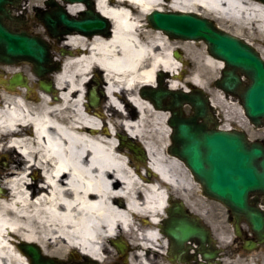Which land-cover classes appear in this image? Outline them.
<instances>
[{
    "label": "bare ground",
    "instance_id": "obj_1",
    "mask_svg": "<svg viewBox=\"0 0 264 264\" xmlns=\"http://www.w3.org/2000/svg\"><path fill=\"white\" fill-rule=\"evenodd\" d=\"M95 7L113 23V34L67 38L64 45L73 54L53 75L55 98L41 90L1 98L0 163L13 164L0 168V264H32L23 244L61 264L77 251L83 260L104 262L113 239L132 250L137 264L158 260L167 241L161 225L169 203L177 194L189 195L193 180L169 153V113L143 95L145 87L156 86L159 70L173 74L172 88H186L176 80L183 66L172 56L180 46L149 28L146 17L166 9L201 13L254 23L264 32V6L254 0H96ZM65 8L77 16L86 6ZM198 62L203 66L192 80L204 87L203 67L213 72L220 64L209 56ZM93 69L105 84L102 111L88 101ZM110 111L119 117L116 124L107 121ZM121 132L144 144L148 165L119 144Z\"/></svg>",
    "mask_w": 264,
    "mask_h": 264
},
{
    "label": "water",
    "instance_id": "obj_2",
    "mask_svg": "<svg viewBox=\"0 0 264 264\" xmlns=\"http://www.w3.org/2000/svg\"><path fill=\"white\" fill-rule=\"evenodd\" d=\"M20 1L0 0V59L6 63L28 62L43 76L48 71L44 66L51 60L48 45L28 32L12 29L9 24L11 6H17ZM63 1L86 3L89 10L78 20L59 6L58 11L45 21L50 29L62 24L70 29L69 33L111 35V23L95 11L92 0ZM48 4L57 7L55 0H49ZM149 22L171 38L205 41L211 55L226 64L218 87L228 95L239 97L250 121L256 127L264 126V60L251 45L194 13L154 11ZM241 75L249 80L248 84L243 83ZM42 88L48 90L44 84ZM143 94L151 98L158 108H162L167 99L170 101L172 117L169 124L176 131L174 145L170 149L172 154L186 162L206 196L222 202L237 221L245 217L264 242V213L251 206V196L264 195V143L250 142L244 132L195 131L193 127L200 126L197 119L206 118L208 106L201 93L194 97V94L183 91L149 87L143 90ZM92 104L97 105V100L93 99ZM185 104L195 109L197 117L184 116L182 107ZM199 135L201 138H196ZM169 213L171 218L163 233L178 254L189 239H199L203 244L209 239V232L201 226L199 218L188 213L183 201L176 203ZM20 247L31 256L34 264H57L44 259L35 245L23 244ZM116 247L120 253H125L124 246L116 244ZM204 257L213 256L205 254Z\"/></svg>",
    "mask_w": 264,
    "mask_h": 264
},
{
    "label": "flooded vegetation",
    "instance_id": "obj_3",
    "mask_svg": "<svg viewBox=\"0 0 264 264\" xmlns=\"http://www.w3.org/2000/svg\"><path fill=\"white\" fill-rule=\"evenodd\" d=\"M257 2V1H256ZM53 10L51 7L47 5V1H43L41 4H33L30 0H21L20 6L13 9L12 16L14 17V20L12 21L14 29H27L28 31L34 33V34H40L43 37H45L47 40L50 41L52 49H53V57L55 60H60L65 56L67 53H70L69 49L64 50L62 49L63 43L66 42L68 35H61L58 38H53L50 33L46 30L44 25L39 21L40 17H43L45 13L52 12ZM221 24L226 26L227 24L223 21H221ZM44 27V31H40V27ZM233 29L239 28L238 26L231 27ZM65 28L62 27L61 31H64ZM262 31L256 30V33L258 35L261 34ZM42 33V34H41ZM264 34V32H262ZM257 48L259 50L264 51V42L259 40L257 43ZM190 50V51H189ZM187 50L185 47L182 46V48L177 47L174 49V54H176L180 59L184 62L182 63L183 68L181 69V73L185 77H189L190 80L192 79V75L196 74L195 68L190 69L187 64V60H196V58H202L200 54L202 52H198L193 50V48H189ZM187 51V52H185ZM174 59L176 61L177 58ZM179 62V61H178ZM53 69H59L60 64L54 63L52 66ZM190 69V71H188ZM58 73V72H55ZM55 73H50L46 77V82L49 83L52 86L51 92H48L52 95L53 98H55V95L53 93L56 92V95H58V90L55 84V81L53 79V75ZM213 73L216 74L214 77V80L212 81V88H214L216 91L218 89L215 87V82L222 77V71L221 69L214 70ZM22 78L21 81L16 82L17 78ZM210 78V72L208 75V79ZM166 81L171 80L170 75L165 76ZM39 78L35 74V71L32 66L28 64H23L21 66L19 65H6L0 62V101L3 95H9V96H27L28 93H30V87H33L37 85L38 90L41 89L39 85ZM247 81V80H246ZM18 83H22L24 85H28L27 87L19 86ZM92 87L88 90L87 94L90 95V90ZM210 91L211 89L208 88ZM193 92H196L195 90ZM102 93V91L100 92ZM210 96V95H209ZM226 98H229L225 96ZM222 99V98H221ZM221 99L217 97V95H214V98L210 96L211 100V109L207 111L206 118L201 119L200 123H208L207 126L203 127V130H206L208 132H212L215 130H220L218 128H215L214 125H217L218 127L222 124L226 123L225 116L223 114V109L221 107ZM186 114L187 115H195V112L192 108H186ZM196 128V127H195ZM169 137V134H168ZM169 140V138H167ZM168 143V142H167ZM137 148V145H134ZM125 148V147H124ZM126 150L130 151L133 155L135 161L140 164L141 166L144 164L143 161H139L138 156L141 155V153H137L132 148H125ZM170 153V152H169ZM42 168L40 169L41 172ZM39 172V176L41 175L42 182H43V173ZM194 181V179H193ZM45 182V180H44ZM44 185V183H42ZM254 204L258 205L259 207L263 208L261 206V203L264 201L263 197L255 196ZM264 209V208H263ZM193 213L196 215H202L204 218L209 219L208 221H203V224L205 227H210V220L213 222H218L219 218L215 216H211V214L206 211L205 209H201L200 207L193 210ZM231 219H229L230 221ZM212 229V228H211ZM223 241L222 238L218 239L215 238L210 239L209 242L202 245L198 240H194L191 242H188L186 247V255H183L180 259L179 257L176 258L174 255L171 254V248L169 241H166V245L164 248V253L160 255V259H158V262L156 264H227L228 258L229 262H235L237 264H263L264 259L260 260V256L262 255L264 258V243H260L259 237L254 233V231L251 228V225L242 218L239 222V236L231 238L228 242V247H223L220 242ZM203 252L208 253L209 255L214 254L215 257L212 259H205L202 255ZM70 264H88L87 261H83L80 263H70ZM100 264V263H96ZM107 264H120V261L113 260L110 263Z\"/></svg>",
    "mask_w": 264,
    "mask_h": 264
},
{
    "label": "rangeland",
    "instance_id": "obj_4",
    "mask_svg": "<svg viewBox=\"0 0 264 264\" xmlns=\"http://www.w3.org/2000/svg\"><path fill=\"white\" fill-rule=\"evenodd\" d=\"M30 1L33 4H41L44 0H30ZM254 26H255V24L251 23L249 26L239 25V30L238 29H232L230 27H226L227 28L226 30L234 33L237 36H240L243 39H246L248 42L255 45L259 40L264 42V35H262V34L258 35L256 33V29L253 28ZM39 29H40V31H44L43 26L40 27ZM183 44H184L185 48H187V46H188L189 48H193V50L198 51L199 53L200 52L205 53V51L207 52V50H206L207 46L203 42H200V43H197V42L178 43V45H183ZM185 52H187V51H185ZM197 62H198V60L196 62H191L193 68H196L197 66H200V67L203 66V65H200L199 62L198 63ZM203 68L205 70V73L203 76L206 79L205 86L212 88V84H210V79L212 81L213 78L215 77V74H213V73H212V75L210 74V79H208V75H207L208 71L207 70L209 68L208 67L207 68L203 67ZM184 85H186V82ZM100 89H102V85H101ZM210 94L212 95L213 98H214V95L218 96V93H216V91H214L213 88H212V91L210 92ZM105 101L106 100L101 99L100 111L103 110L102 108L105 105ZM222 103H223L222 107H223L225 113L227 114L229 112L228 115L231 116L232 118H234V115H236V113H238V110L240 113V111L242 109L240 104L236 101H233V99H229L228 102L223 101ZM106 115H107V119H108L107 121L111 125L116 124L115 123L116 121H118V122L120 121L118 119L119 117L115 113V111L107 112ZM237 116L239 117V114ZM241 117H242V119H244V120H242L243 122H241L240 121L241 119L239 118L240 119L239 121L241 122V126L248 133L249 137L252 140L264 139V131L263 130L255 128L253 125H251L249 123L248 120H245V118L243 116H241ZM147 128H149V126H147ZM12 164L13 163L11 160L9 162L7 160H3L2 163H0V168L6 169V168L12 166ZM186 197H187V199H186L187 204L189 207H193V206L194 207H200L202 210L205 209L206 211H209V213L211 214L212 217L215 216V217L219 218V221L216 223L213 222L212 220H210V222H211L210 225H211V228L213 229V233H214L215 237L218 239V241L220 238L223 239V241L221 240L220 244L223 247H228L229 244L227 242H229V240H231V238L235 237V233H234L233 226L229 222V215H228L227 210L222 205H220L218 202H215L213 200H207L206 198H204L202 196V192H201V190H199V187L197 184L194 185V190H192L190 192V194L187 195ZM208 220L209 219H207V221ZM123 239H125V241H127V242H130V240L127 239L126 237H123ZM114 240H116V239H114ZM226 240H227V242H226ZM108 245H109L110 251H109V253L106 254L107 258H106L105 262H103V263H109V262H111V261H113L119 257L118 251L113 246V243L109 242ZM139 253H140V251H139ZM71 256H73L74 259L78 260L79 262L82 260V256L79 254L78 251L75 254L74 253L68 254L69 258ZM259 256H260V260L264 259L262 255H259ZM49 257L57 258V256H49ZM147 258L149 259V254L147 255ZM122 259L123 258H119V260H122ZM153 263H154V261H152V264ZM228 263H229V258H228L227 264ZM128 264H137V262L132 261ZM229 264H237V263L232 262Z\"/></svg>",
    "mask_w": 264,
    "mask_h": 264
}]
</instances>
